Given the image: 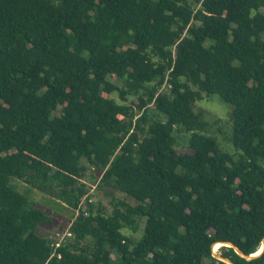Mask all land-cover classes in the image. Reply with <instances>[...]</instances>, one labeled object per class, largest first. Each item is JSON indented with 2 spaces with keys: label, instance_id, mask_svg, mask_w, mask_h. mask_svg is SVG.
Instances as JSON below:
<instances>
[{
  "label": "trees",
  "instance_id": "16d2710c",
  "mask_svg": "<svg viewBox=\"0 0 264 264\" xmlns=\"http://www.w3.org/2000/svg\"><path fill=\"white\" fill-rule=\"evenodd\" d=\"M212 95L236 157L195 110ZM89 169L136 205L95 207ZM14 180L73 211L71 239L38 235L53 217ZM263 239L264 0H0V264H226L219 242L264 264Z\"/></svg>",
  "mask_w": 264,
  "mask_h": 264
},
{
  "label": "rangeland",
  "instance_id": "374dc122",
  "mask_svg": "<svg viewBox=\"0 0 264 264\" xmlns=\"http://www.w3.org/2000/svg\"><path fill=\"white\" fill-rule=\"evenodd\" d=\"M115 78H113L114 80ZM117 85L121 86L120 82H116ZM112 97H116L112 95ZM131 99V98H130ZM196 112H201L204 114L206 121L210 124V127L207 130V134L214 138L220 148L227 151L230 155L237 156L236 150L234 149L231 142V108L230 105L224 103L217 96L212 95L205 97L201 102L195 104ZM152 115H156V112L151 111ZM162 120L165 119L161 116ZM176 138V150L178 153H188L187 140L189 133L185 131H176L174 132ZM99 176L94 172L93 169H89L84 177L86 185L90 188L89 201L95 207L104 208L107 214H110L113 210L111 202L114 201H123L130 206L136 205V203L127 198L126 195L120 193L119 191L113 189L109 186L99 185ZM12 184L15 186L17 191L21 194H24L27 198L32 200L40 207L45 213L53 217L54 223L50 226H40L37 230L38 235L48 237L51 239L63 238L64 241L71 239L68 236V228L71 224L73 211L61 206L54 199L50 198L46 194L40 193L34 189H31L24 182L20 180L12 181ZM84 207V205H83ZM138 227L135 234H131L129 230H123V233L126 236H131V238L137 242L140 240L143 232V227L145 225L144 220H137ZM215 248V247H214ZM213 252L219 255V249ZM113 258H116V254H113Z\"/></svg>",
  "mask_w": 264,
  "mask_h": 264
},
{
  "label": "water",
  "instance_id": "95a60500",
  "mask_svg": "<svg viewBox=\"0 0 264 264\" xmlns=\"http://www.w3.org/2000/svg\"><path fill=\"white\" fill-rule=\"evenodd\" d=\"M216 244H218V243H216ZM219 244H220V247H221V246H225L226 248H233L238 254L244 256V255L239 251V249H237L236 247H234V246H233L232 244H230V243L219 242ZM214 245H215V244H214ZM213 247H214V246H213ZM260 250H261V252H260L259 254H257V255H254V254H253V255H251V256H248L247 258H248V259L255 258V257L261 255V254L264 252V239H263V241H262V245H261ZM213 255H214L216 258H218V259L224 261L226 264H231L230 261L226 260L225 258L220 257L219 255L215 254L214 252H213Z\"/></svg>",
  "mask_w": 264,
  "mask_h": 264
},
{
  "label": "built area",
  "instance_id": "2783aa9c",
  "mask_svg": "<svg viewBox=\"0 0 264 264\" xmlns=\"http://www.w3.org/2000/svg\"><path fill=\"white\" fill-rule=\"evenodd\" d=\"M68 236H69V234H68ZM54 240V243L52 244V246H53V249H54V251L56 250V248L58 247L59 248V246L61 245V243L63 242V238H61V239H58L57 237L55 238V239H53ZM60 258V256H58V259Z\"/></svg>",
  "mask_w": 264,
  "mask_h": 264
},
{
  "label": "bare ground",
  "instance_id": "6f19581e",
  "mask_svg": "<svg viewBox=\"0 0 264 264\" xmlns=\"http://www.w3.org/2000/svg\"><path fill=\"white\" fill-rule=\"evenodd\" d=\"M216 245V244H215ZM220 248V244L218 243L217 246H215L214 251L218 250ZM261 252V250L259 249L254 255H257Z\"/></svg>",
  "mask_w": 264,
  "mask_h": 264
}]
</instances>
